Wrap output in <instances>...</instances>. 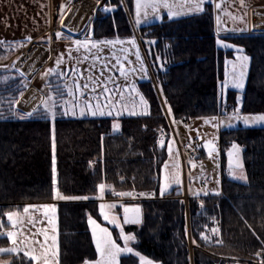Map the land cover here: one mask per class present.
Returning <instances> with one entry per match:
<instances>
[{
  "label": "trees",
  "instance_id": "trees-1",
  "mask_svg": "<svg viewBox=\"0 0 264 264\" xmlns=\"http://www.w3.org/2000/svg\"><path fill=\"white\" fill-rule=\"evenodd\" d=\"M203 9L199 14L174 20L164 17L139 28L154 42L149 49L152 74L138 82L148 101V115L116 119L67 116L56 117L54 122L36 115L0 118V227L6 224L7 211L55 201L54 136L56 187L65 196L90 197L55 201L58 264H79L95 258L87 221L89 216L100 218L95 197L101 183L107 186L106 197L121 198L113 189L152 193L138 200L141 222L123 226L135 239L130 244L133 253L121 256L119 264H142L140 256L152 264H261L264 126L219 132L222 166L227 148L238 145L245 183L222 176L219 194L189 197L186 204L175 188L164 196L158 193L159 170L166 155L155 134L161 128L168 129V121L220 114L223 105L234 107L239 102L243 113H264V32L218 37L213 28L212 3H205ZM85 36L94 40L132 38L121 0H104L97 6ZM220 38L241 47L250 58L245 87L239 92L227 89L226 103L220 94L224 61L233 57L235 49L218 45ZM156 58L167 61L166 71L158 68ZM114 123L119 127L114 129ZM215 218L220 220L217 228ZM114 234L116 237V230ZM7 264L32 262L18 254Z\"/></svg>",
  "mask_w": 264,
  "mask_h": 264
},
{
  "label": "rangeland",
  "instance_id": "rangeland-1",
  "mask_svg": "<svg viewBox=\"0 0 264 264\" xmlns=\"http://www.w3.org/2000/svg\"><path fill=\"white\" fill-rule=\"evenodd\" d=\"M121 3L130 21L126 7L124 5L127 3L126 0H121ZM93 17L86 26V29L93 20ZM86 29L83 30V32H79L76 36L74 35L73 38H84ZM131 30L133 32V37L135 38L134 34H136L138 37L135 38V46L128 43H116L114 45L101 44L96 47H92L91 45L85 47L83 44L79 46L75 44V41L80 39L66 38L60 41H54L52 44L49 45L48 49L47 46H45V42H43L44 40H42V38H37L35 40L24 42L22 46L12 45V52L10 54L16 53V55L14 54L11 61H8V64L6 65H13L23 77L27 76L25 78L27 80L26 85L28 88L31 84L39 91H41L42 95L39 94L40 98L38 100L40 104L34 108V110H36L34 112V115L37 112V117H40V114L43 111L42 102L44 100H48L49 103H56V117H80V107H84L87 102H90L91 104L95 105L97 103L96 97L99 96L101 110H103L105 113L111 111V116L116 119L117 117L115 114L117 109L123 111V115H128L127 112L129 110H135L137 112L143 110V106L141 105L139 96L137 95V92L141 94L138 88V82L146 79L148 74H152V62L149 56V49L152 48V44L149 43L150 41L146 33L140 32L139 29L134 28L132 25ZM55 31L56 33H60L62 37L72 36L69 35V33L65 30L61 31V29H59L58 31ZM52 33L54 32L47 31L45 32V35L50 36ZM115 39L116 38L102 39L100 41ZM129 39L131 38H119V40L121 41H127ZM42 43L44 44V47ZM8 49L5 48L4 50ZM41 49H43V51ZM124 49H128V51H124ZM137 50L139 51V59L137 58ZM24 53L26 54L23 57ZM237 55L246 54L243 52L237 53L235 51L233 57L228 60L234 61ZM8 57L9 55L6 54V56L0 58V61H4ZM58 57L61 58V63L59 65H57L56 63ZM154 62L157 63L156 59L154 60ZM17 66H19L20 69ZM143 69H146V71H144ZM28 70L30 71L29 74L27 72ZM85 85H87V87H84ZM133 85H135V90H131ZM105 86L111 90V102L115 104V106L112 108L108 107L109 102L105 101L104 99L106 95H109V93H105L103 91ZM229 88L237 90L238 92L242 90L234 88L230 82L226 88H224L221 84L220 94L222 95V92L224 94V92ZM31 89L32 88L28 89L26 94L31 91ZM93 89H95V91H93ZM69 90H71V94H69ZM20 97L16 100V103H19ZM236 97L238 101V99L240 98V94H238ZM65 102H67L69 107H71L73 104L77 105L76 116L62 115V106ZM237 109L239 111H237ZM146 111L148 112V108ZM31 112H33V110ZM19 113L24 115L27 112H25L24 110H20ZM257 114L264 113H243L238 107V104H236L234 107H231L228 112H224L222 110L220 114L189 120L191 126L185 125L183 123L184 120H173L172 123L174 124V132L179 138L178 141L182 146L184 154L182 155L181 152V154H179L173 135H169L168 137H164L161 139L164 141L166 138H169L167 147L164 148L166 157L160 167L158 175L159 195H165L170 192L173 188L179 191L183 189L185 183H190L188 185L190 187L189 192L196 191L199 193H204L206 190H210L212 192L218 191L220 188V180L222 179V176H226L225 173L222 174V169H227L228 167L225 165V161L223 166L221 163L220 149L218 145L219 130L235 127H262L264 126V124L245 126L242 119H237L238 116L244 117ZM102 116L109 115H97L95 117ZM84 117L94 116L85 115ZM169 122L170 121H168V128L170 124ZM160 141L158 143H160ZM172 143L174 144V149H172V153L170 155L168 152V147ZM209 144L213 146L214 153L212 151V153L209 154ZM231 146H233V144L230 145L225 151L227 159H229L228 152L231 151L233 153L231 160L233 162H236L237 159L238 162L239 160L241 161L242 155L240 147L237 145V148L233 150L231 149ZM187 147H191L192 149L197 148L195 150L201 148L206 151V155H199L197 159H188L187 151H185ZM180 155H182L183 157H180ZM181 158H183V160ZM165 163L168 164L167 169L164 168ZM177 165L179 166L178 168L176 167ZM241 170L245 177L243 168H241ZM177 171H179L180 173L181 183L179 185L172 184L170 188L165 189L163 194H161V187L164 183V176L174 175ZM202 179H204L203 181H205L206 184H201ZM181 193L182 195L180 198L186 204L189 197L185 193ZM145 194L146 197L152 196L151 192H145ZM55 201H53L54 203H29L32 205L24 206L20 210L7 211L6 214L12 213V220L14 223L9 222L6 215V224L0 227V238H4L5 242H0V248L6 249L13 246L12 242L7 238L6 235L8 232H13L16 234L15 246L20 249V252L18 254L32 252L35 256H41L42 253L45 252V249H47L48 253L56 251L57 255L55 257L50 256V260L53 262V264H58L57 207L55 216V230H53L52 225L49 223V220L53 218L51 212L50 210L44 207V205H56ZM25 208H27V211H25ZM92 219L96 220L97 224H99L100 227L107 228L108 231L111 233L112 238L116 241L117 244H119L121 247L125 246L124 241L120 238V228L116 227L117 225L110 223V221L104 220L103 216L101 215L99 219L95 217H92ZM87 222L91 239L96 252L95 258L88 261H95L99 259V254L96 250V244L93 238L92 226L89 224V218ZM117 222L119 224L118 219ZM114 230L117 231L116 237L114 234ZM209 231L211 233L213 232L212 229H210ZM45 234H47V240H45ZM125 234L130 233L125 232ZM53 236H56L57 238L55 244H53L52 241ZM130 243L131 241H129L128 243L129 247ZM18 254L0 253V264H7L10 261L11 256ZM122 254L126 253H121L118 259H120ZM31 262L32 264H44L43 259L31 260ZM84 262L85 261L79 264H84Z\"/></svg>",
  "mask_w": 264,
  "mask_h": 264
},
{
  "label": "crops",
  "instance_id": "crops-1",
  "mask_svg": "<svg viewBox=\"0 0 264 264\" xmlns=\"http://www.w3.org/2000/svg\"><path fill=\"white\" fill-rule=\"evenodd\" d=\"M103 2L104 0H0V58L6 56V54L9 55V57L4 61H0V118H19L22 115L19 113L20 110H24L27 113L31 112L36 106L40 104L38 100L40 95H42L41 91H39L33 85L30 84V87H27V80L25 78L27 76L23 77L13 65H6L8 64V61H11L14 54L16 55V53L10 54L12 52L11 46H22L24 42L35 40L37 38H42V40H44L43 42H45V46H47L48 49L49 45L54 41H60L66 38L100 41L87 38L86 36L84 38H73V36H76L79 32H83V30L86 29V26L94 15L96 7L102 5ZM126 2L127 3L124 5L129 15L131 25L136 29L151 23L159 22L164 17L169 20H174L200 13L192 10L190 7L191 5H194L197 0H168V2L173 5L172 12L175 13L172 18H169L168 9L166 8L161 7L157 11H153L151 7H146L141 9V22L137 23L135 0H126ZM217 4L219 7H216ZM62 5L63 8H61ZM203 6L204 4L202 7ZM212 7L213 28L215 35L218 37L264 32V0H213ZM217 17H219V21L217 20ZM80 18L84 20L83 24L81 27L75 28L76 22ZM59 29H61V31H67L69 35L72 36L62 37L59 35L58 37L55 30L58 31ZM47 31H52L54 33L51 35L49 34L50 36H48L45 35V32ZM42 45L44 47L43 43ZM5 48L9 49L4 50ZM41 50L43 51V49ZM25 54L26 53H24L23 57ZM17 67L19 68V66ZM27 72L28 74L30 73L29 70ZM30 88H32L31 91L26 94ZM19 97V103H16V100ZM238 107L241 108L240 102L238 103ZM169 123L172 125L174 133L173 136L179 154L181 152L183 155L184 153L182 146L178 141L179 138L174 132V124L172 122ZM168 140L169 138L164 140L163 146H161L160 143H158V145L165 148L167 147ZM171 147L174 149L173 143L171 144ZM195 149L197 148L192 149L191 147H187L185 151ZM231 149H233L232 146ZM198 150L197 151L200 153V155H206V151L203 149L198 148ZM237 162L238 159L236 162L232 161V165L230 167L229 159H227V155L225 154V165L228 167L227 169H222V174L225 173V175L233 181L245 183L246 176L244 177L241 170L242 167H238ZM239 164L242 165V160H239ZM204 179L201 180V184H203ZM189 184L185 183L183 189L179 190L185 193L188 197L197 198L205 196V193H207V195L220 193V188L218 191L214 192L206 190L204 193H199L196 191H190V193V187L188 186ZM106 190L107 186L105 185L103 197L98 198L100 196V192L97 194V197H95V199L98 201V209L101 203L115 204V208L105 209V211H108L110 216H116L120 226L123 227L124 225H128L124 223L123 206L138 205L140 207L138 204V199L106 197ZM197 193H199V195H197ZM29 205L32 204H25L24 206ZM117 207H120V212L117 211ZM119 230L121 231V228ZM123 255L125 254H122L121 256Z\"/></svg>",
  "mask_w": 264,
  "mask_h": 264
},
{
  "label": "snow or ice",
  "instance_id": "snow-or-ice-1",
  "mask_svg": "<svg viewBox=\"0 0 264 264\" xmlns=\"http://www.w3.org/2000/svg\"><path fill=\"white\" fill-rule=\"evenodd\" d=\"M212 2H213V0H197V2L194 5H191L190 7L194 11L202 12L204 10L202 5L205 3H212ZM135 4H136V12H137V21H136L137 23L141 22L140 21L141 9L146 8V7H151L153 9V11H157L159 8L163 7V8L168 9L169 18H172L175 15V13L172 12L173 5H171L168 2V0H135ZM216 7H219V5L217 4ZM61 8H63V5L61 6ZM104 11H106V12L111 11V9L105 8ZM217 20L219 21V17H217ZM56 35L59 37L60 33H57ZM216 42L218 45H220L221 47H223L225 49L234 48L237 53L243 52V49L241 47L233 45L231 43H227V42H225V39H223V38L217 39ZM116 43H120V44L128 43V44L135 46L136 40L133 37L127 41H121V40H119V38H116L115 40H105V41H95V42L80 41V40L75 41L76 45L79 46V45L83 44L85 47H88L89 45H91L92 47H96V46L101 45V44H112V45H114ZM149 43H154V42H149ZM124 51H128V49H124ZM61 56H62V54H61ZM137 58L139 59V51L138 50H137ZM249 60H250V58L246 55H237L236 59L234 61H230L228 59H225V61H224V65H225L224 81L222 82V85L224 88H226L230 82L234 88L243 89L245 87V80H246V76H247ZM56 63H57V65H59L61 63L60 57L57 58ZM143 70L146 71V69H143ZM122 74H123V70H122ZM77 87H79V86H77ZM84 87H87V85H85ZM131 90H135V85L132 86ZM93 91H95V89H93ZM103 91L105 93H109V95H106L104 97L105 101L109 102L108 107L109 108L114 107L115 104L113 102H111V95H110L111 90L105 86ZM69 94H71V90H69ZM82 95H83V93H82ZM137 95L139 96V100H140L141 105L143 106V110L139 111V112H137L135 110H129L127 112V114L129 116L148 115L149 113L146 111L148 108V101L139 92H137ZM121 99H122V97H121ZM96 100H97V103L95 105L91 104L90 102H87L84 107H80V109H79L80 117H84L85 115H91L94 117L97 115H109V116L112 115L111 111L105 113L103 110H101V104L99 102L100 101L99 96L96 97ZM222 102L226 103V95H224L223 92H222ZM42 103H43V111L40 114V118L41 119H49L50 118L51 121L54 122L56 120V116H57L56 103L55 102L49 103L48 100H44ZM76 107H77V105H75V104H73L71 107H69L67 102H65L64 105L62 106V109H63L62 115H64V116H67V115L76 116L77 115ZM35 111L36 110H33V112H29V113H26L24 115H21L19 118L24 119L25 116L30 118L34 115ZM237 111H239V110L237 109ZM168 112L169 113L171 112L170 107L168 108ZM123 114H124L123 111H121L120 109H117L115 115H116V117H120ZM237 119H242L245 126H254L256 124H264V114H257V115L244 116V117L238 116ZM118 127H119L118 123L113 124L114 129H116ZM160 144H161V146H163L164 141L161 140ZM208 147H209V154H211V152L214 151V148L211 144H209ZM232 147H233V149H236L237 145L233 144ZM55 150H56V144H55V138L53 136V141H52V152H53V156H52L53 192H52V195H53V198L55 200H69V199L87 200V199H90V197H88V196H84V197L65 196L58 190V188L56 187L57 180H56ZM168 152L171 155V153H172L171 145H169V147H168ZM232 155H233V153L231 151H229L228 156H229V166L230 167L232 165V160H231ZM237 166L242 167V165H240L239 162H237ZM176 167L178 168L179 166L177 165ZM164 168L165 169L168 168L167 163L164 164ZM180 183H181V176H180L179 171H177L174 175H165L164 176V183L161 187V194H163L165 189L170 188L172 184L179 185ZM98 188H99V192H100V196L98 198H102L104 191H105V184H103V183L99 184ZM113 194L116 196H120V197H132L135 195H139V196L146 195L145 193H134L132 191L116 192L114 189H113ZM197 195H199V193H197ZM205 195H207V193H205ZM44 207L46 209L50 210V212H51V215L53 218L49 220V223L52 225L53 230H55V228H56V220H55L56 205L50 204V205H44ZM115 207H116L115 204L101 203L99 205L100 215L103 216L104 220L110 221V223L117 225L118 227L121 228L120 238L124 241L125 246L121 247L119 244H117L116 241L112 238V235L108 231V229L104 228V227H100L99 224H97L96 220L92 219V217L89 216V224L92 226L93 238L95 240L97 253L99 254V259L95 260V261L85 260L84 264H119L118 258H119L121 253H133V248L129 247L128 243H129V241L134 240L135 236L132 234H125L123 227L120 226L117 222V217L116 216H110L109 212L105 211V209H112ZM25 211H27V208H25ZM140 211L141 210H140V207L138 205L123 206L124 223L129 224V225L139 224L141 222ZM6 215H7L8 221L13 222L12 213H7ZM213 231H215V229ZM6 235H7V238L12 242L13 246L6 248V249L0 248V253H17L18 254L20 252V249L15 246L16 245V240H15L16 234L13 232H8ZM201 235H202V238H206L203 236V234H201ZM47 239H48L47 234H45V240H47ZM56 239H57L56 236L52 237L53 244L56 243ZM262 243H264V242H262ZM24 255L26 257H28L30 260L43 259L44 264H53V262L50 260V256L55 257L57 255V253H56V251H52L51 253H48L47 249H45V252L42 253L41 256H35V255H33L32 252H25ZM135 255L140 256L139 253H135ZM257 255H259V253ZM140 259L142 261V264H152V261H150V260L145 261L142 256H140ZM261 264H264V260L261 261Z\"/></svg>",
  "mask_w": 264,
  "mask_h": 264
},
{
  "label": "built area",
  "instance_id": "built-area-1",
  "mask_svg": "<svg viewBox=\"0 0 264 264\" xmlns=\"http://www.w3.org/2000/svg\"><path fill=\"white\" fill-rule=\"evenodd\" d=\"M134 36H135V38H138L136 34H134ZM156 61L159 64L158 67H159V69L161 71H166L168 69V63H167V61L160 60V59H156ZM230 108H231L230 106L224 105L223 108H222V110L224 112H228L230 110ZM183 123L185 125H190V122L188 120H184ZM169 135H174L173 129H172V127H171L170 124H169V128L168 129L161 128V129H159L156 132V134H155V141L158 143L162 138L167 137ZM199 155L200 154H199V152L197 150H187V158L188 159H197L199 157ZM181 157H183V156L181 155ZM181 159L183 160V158H181ZM205 183L206 182L203 181V184H205ZM134 193H138V192H134ZM145 197H146L145 195L144 196L135 195V196H132L131 198H135V199L140 200V199H143ZM219 222H220L219 218H215L214 219V226H215V228L218 227Z\"/></svg>",
  "mask_w": 264,
  "mask_h": 264
},
{
  "label": "bare ground",
  "instance_id": "bare-ground-1",
  "mask_svg": "<svg viewBox=\"0 0 264 264\" xmlns=\"http://www.w3.org/2000/svg\"><path fill=\"white\" fill-rule=\"evenodd\" d=\"M83 19H79L77 22H76V25H75V28H79V27H81V25L83 24ZM30 53V52H29ZM28 55V54H27Z\"/></svg>",
  "mask_w": 264,
  "mask_h": 264
},
{
  "label": "water",
  "instance_id": "water-1",
  "mask_svg": "<svg viewBox=\"0 0 264 264\" xmlns=\"http://www.w3.org/2000/svg\"><path fill=\"white\" fill-rule=\"evenodd\" d=\"M124 198H129V197H124Z\"/></svg>",
  "mask_w": 264,
  "mask_h": 264
}]
</instances>
